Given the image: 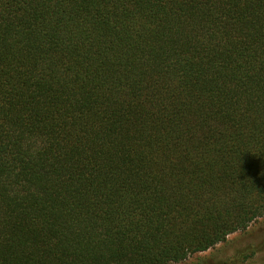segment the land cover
Masks as SVG:
<instances>
[{
  "label": "trees",
  "instance_id": "1",
  "mask_svg": "<svg viewBox=\"0 0 264 264\" xmlns=\"http://www.w3.org/2000/svg\"><path fill=\"white\" fill-rule=\"evenodd\" d=\"M264 217V0H0V264H173Z\"/></svg>",
  "mask_w": 264,
  "mask_h": 264
},
{
  "label": "rangeland",
  "instance_id": "2",
  "mask_svg": "<svg viewBox=\"0 0 264 264\" xmlns=\"http://www.w3.org/2000/svg\"><path fill=\"white\" fill-rule=\"evenodd\" d=\"M173 264H264V217L228 235L225 242Z\"/></svg>",
  "mask_w": 264,
  "mask_h": 264
}]
</instances>
